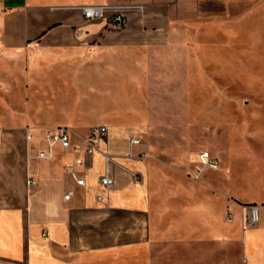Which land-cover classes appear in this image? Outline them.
Returning a JSON list of instances; mask_svg holds the SVG:
<instances>
[{"label":"crops","instance_id":"crops-1","mask_svg":"<svg viewBox=\"0 0 264 264\" xmlns=\"http://www.w3.org/2000/svg\"><path fill=\"white\" fill-rule=\"evenodd\" d=\"M230 1H0V264H76L86 255L150 249L156 241L236 233L242 264H264V172L254 179L252 155L249 175L232 163L198 179L201 151L179 183L158 175L145 143L134 147L145 158L128 156L130 136L144 137L142 129L154 122L125 98L153 89L149 82L160 79L155 75L176 53L180 27L216 13L219 4L233 10ZM128 2L145 10L130 14L121 29L85 21L79 7ZM91 96L98 97L93 104ZM100 124L109 127L102 149L113 154L109 190L101 182L102 150L76 166L84 186L69 173L72 150L58 147L54 159L35 158L44 130L68 126L85 134ZM31 130L35 140L26 138ZM30 166L38 172L36 188L26 185ZM248 204L260 213L251 227L244 224Z\"/></svg>","mask_w":264,"mask_h":264},{"label":"rangeland","instance_id":"rangeland-1","mask_svg":"<svg viewBox=\"0 0 264 264\" xmlns=\"http://www.w3.org/2000/svg\"><path fill=\"white\" fill-rule=\"evenodd\" d=\"M229 4L233 10L219 4L216 13L180 27L176 53L155 75L160 79L149 82L153 89L125 98L154 122L142 130L147 159L161 178L179 183L204 150L221 159L213 172L233 163L236 172L246 167L249 175V154L254 179L264 172V0ZM95 99L91 96L92 104ZM241 251L236 233L156 241L150 249L86 255L76 264H242Z\"/></svg>","mask_w":264,"mask_h":264},{"label":"built area","instance_id":"built-area-1","mask_svg":"<svg viewBox=\"0 0 264 264\" xmlns=\"http://www.w3.org/2000/svg\"><path fill=\"white\" fill-rule=\"evenodd\" d=\"M79 7L83 13L85 21H104L106 25L120 29L127 24L130 14L143 12L145 10L143 4L136 2L83 4ZM3 10L4 8H0V13H2ZM108 134L109 127L105 124L94 125L85 134H80L68 126L46 129L43 131V141L45 145L37 150L35 158L41 160L54 159L58 147L72 150L75 159L69 173L78 185L84 186L86 180L79 174L76 166L84 165L87 157L93 155L98 150H102L105 157L106 167L105 173L101 177V182L105 190H109L114 183V178L111 175L110 170L113 154L102 149V143L107 140ZM26 138L27 140H35L36 134L33 130L28 131ZM143 144V135L133 133L130 136V152L128 153V156H136L142 159L145 158L146 152L142 151L135 153L134 151V147ZM199 159L198 179H200L207 170L218 169L221 167L220 159L213 155L209 150L202 151ZM136 178L139 177L136 176ZM26 185L28 188H36L39 185L38 172L33 166H30L27 169ZM103 198V195L98 196L99 200H102ZM259 220V207L254 204H248L246 206V216L244 220L245 227L254 226L258 224Z\"/></svg>","mask_w":264,"mask_h":264}]
</instances>
